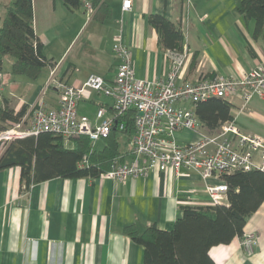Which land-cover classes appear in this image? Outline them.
Masks as SVG:
<instances>
[{
    "label": "crops",
    "instance_id": "1",
    "mask_svg": "<svg viewBox=\"0 0 264 264\" xmlns=\"http://www.w3.org/2000/svg\"><path fill=\"white\" fill-rule=\"evenodd\" d=\"M31 1L33 28L43 53L70 85L81 84L89 73L113 82L118 60L111 47L119 33L131 50L137 78H166L172 58L148 22L151 13L163 14L174 23L187 18L179 53L187 54L188 60L178 83L203 75L240 77L264 63V38L253 37V20L234 12L236 0H130L129 8H123V0H105L111 14L103 21L85 12L84 3L89 0H80V7L73 10L62 0ZM53 66L39 72L45 70L40 91ZM47 90L44 101L57 105L56 91ZM40 94L32 104L24 98L8 99L16 111L22 105L28 111ZM111 102L107 96L87 91L77 110L92 118L98 106ZM231 103L235 124L264 138V96H254L241 112L239 96ZM175 137L184 144L197 134L181 130ZM99 140L102 143L97 145ZM99 140L94 143L96 149L104 145ZM65 143L72 145L69 140ZM131 151L132 143L123 145V161L131 159ZM19 177L18 166L0 169V264H141L143 246L124 227L134 225L143 231L156 224L170 229L181 217L182 206L213 204L205 186L221 182L216 175L203 180L193 171L186 175L149 171L144 177L123 181L53 177L21 191ZM244 232L255 235L253 253L247 255L241 237L236 236L228 244L211 247L209 255L216 264H264V204L247 219Z\"/></svg>",
    "mask_w": 264,
    "mask_h": 264
},
{
    "label": "built area",
    "instance_id": "2",
    "mask_svg": "<svg viewBox=\"0 0 264 264\" xmlns=\"http://www.w3.org/2000/svg\"><path fill=\"white\" fill-rule=\"evenodd\" d=\"M130 3V0H123V8H129ZM84 9L90 17L93 7L89 1L84 3ZM187 25L186 17L178 22L183 35ZM111 49L118 60L111 84L102 76L89 73L81 84L70 85L57 75L55 64L34 105L20 120L7 121L8 127L0 133V140L49 131L65 139L86 135L95 143L111 130H125V115L132 109V157L129 161L115 157L109 169L99 173L100 178L123 181L144 177L149 171H174L178 175L193 171L203 180L216 175L221 182L207 184L205 189L213 203L224 204L227 184L223 174L239 169L264 170V138L261 135L243 132L233 119L209 131L194 113L198 102L211 97L231 102L239 96L240 112L254 96L263 97L264 63L244 71L240 77L203 75L195 81L178 83L188 60L187 54L170 50L172 65L166 78L149 80L136 77L131 50L121 33L115 36ZM48 88L56 91L57 105L44 101L43 95ZM87 91H95L112 101L110 105L98 106L92 118L77 110ZM181 130L195 132L197 137L181 144L175 137ZM84 164L86 159L80 162ZM254 242L252 232H244L240 238L241 247L248 254L253 251Z\"/></svg>",
    "mask_w": 264,
    "mask_h": 264
},
{
    "label": "trees",
    "instance_id": "3",
    "mask_svg": "<svg viewBox=\"0 0 264 264\" xmlns=\"http://www.w3.org/2000/svg\"><path fill=\"white\" fill-rule=\"evenodd\" d=\"M70 10L80 7V0H62ZM93 7L91 17L103 21L109 18L111 8L105 0H89ZM1 6V4H0ZM235 13L253 20V37L264 38V0H236ZM148 22L157 31L160 44L181 51L184 35L178 23L165 15L151 13ZM5 56H12V72L35 79L45 66L55 62L43 53V44L33 28L31 0H9L0 19V69ZM232 103L222 97L200 101L194 108L199 121L209 130L217 129L232 119ZM27 112V105L18 111L8 98L0 104V133L7 121H18ZM134 111L125 115V130L111 132L103 138L104 145L96 149L86 135L65 139L59 134L43 131L37 135L14 137L0 149V169L18 166L20 188L23 191L33 183L53 177H97L109 169L115 157L123 159V145L132 143ZM65 140L72 142L71 146ZM86 159V164L80 162ZM227 184L226 203L184 205L182 215L170 229L156 224L139 231L134 225L124 232L143 246L141 264H216L209 255L211 247L228 244L244 233L247 219L264 204V170H235L223 174Z\"/></svg>",
    "mask_w": 264,
    "mask_h": 264
},
{
    "label": "rangeland",
    "instance_id": "4",
    "mask_svg": "<svg viewBox=\"0 0 264 264\" xmlns=\"http://www.w3.org/2000/svg\"><path fill=\"white\" fill-rule=\"evenodd\" d=\"M9 0H0V19L3 16L5 5ZM12 56H5L2 60V66L0 69V104L2 103V97L5 98H24L28 100L31 104L34 99L41 93L40 86L42 85V79L45 76L43 70L37 78L31 79L22 74H14L12 72ZM47 95L50 94V90H47ZM45 92V93H46ZM34 105V104H33ZM28 107H30L28 105ZM32 107V106H31ZM30 107V108H31ZM28 108V110L30 109ZM13 139V138H12ZM11 139H1L0 140V149H3L7 144V141ZM101 140L97 142V145L101 144ZM245 251V250H244ZM246 252V251H245ZM253 251L247 255H251Z\"/></svg>",
    "mask_w": 264,
    "mask_h": 264
}]
</instances>
